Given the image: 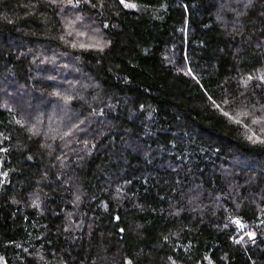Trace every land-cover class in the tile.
I'll list each match as a JSON object with an SVG mask.
<instances>
[{
	"label": "trees",
	"instance_id": "obj_1",
	"mask_svg": "<svg viewBox=\"0 0 264 264\" xmlns=\"http://www.w3.org/2000/svg\"><path fill=\"white\" fill-rule=\"evenodd\" d=\"M125 3L0 0V264H264V0Z\"/></svg>",
	"mask_w": 264,
	"mask_h": 264
},
{
	"label": "snow or ice",
	"instance_id": "obj_2",
	"mask_svg": "<svg viewBox=\"0 0 264 264\" xmlns=\"http://www.w3.org/2000/svg\"><path fill=\"white\" fill-rule=\"evenodd\" d=\"M69 2L71 3V0H69ZM77 2H79V0H77ZM120 3H121V4H124L125 7H134V5H132V4H126V3H125V0H120ZM72 6L75 7L76 5H75V4H72ZM249 79H252V78L249 77ZM236 223H237V226H238V227H241V228L243 227V225H242L239 221H236ZM248 235H249L250 237L252 236L251 233H249ZM237 242H239V241H237Z\"/></svg>",
	"mask_w": 264,
	"mask_h": 264
}]
</instances>
